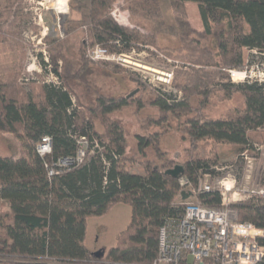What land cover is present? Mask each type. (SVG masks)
<instances>
[{
  "label": "trees",
  "instance_id": "obj_1",
  "mask_svg": "<svg viewBox=\"0 0 264 264\" xmlns=\"http://www.w3.org/2000/svg\"><path fill=\"white\" fill-rule=\"evenodd\" d=\"M15 1L0 0V8L8 13ZM168 1L171 22L163 17L162 0H123L122 8L151 25L145 33L118 21L113 13L116 0H70L79 19H64L63 36L86 25L89 44L99 43L117 53H128L134 44L153 42L159 36L175 38L177 57L199 66L176 71L174 79L181 82L175 80V85L181 96L154 92L151 104L158 108V118L144 121L171 127L170 119L177 120L192 147L210 139L232 144L239 152L247 149L251 133L264 128V81L232 82L226 69L242 68L244 49L253 51L251 62L255 57L264 60V0ZM188 1L197 4L200 28L189 19ZM48 37L50 63L44 62V66H52L60 83L44 82L26 94L16 86L18 71L0 70V133L12 134L18 143L12 154L0 155V201L9 206L0 211V264L149 263L157 255L160 226L167 217L181 212L175 203L178 196L208 206L221 203L219 191L193 194L182 188L179 176L196 187L204 174L215 170L208 159L190 154L181 164L180 175L168 174L167 170L179 164L165 157L158 131L137 134L135 147L141 156L151 148L156 161H145L141 172L129 170L126 163L132 157L126 156L123 127L108 115L132 104L137 112L143 101L138 96L102 94L92 78L98 70L84 56L85 46L79 47L78 58L72 60L64 39L52 32ZM13 63L9 67H15ZM0 68L5 69L1 63ZM119 70L113 68V72ZM100 73L111 75L104 68ZM131 79L145 89L140 79ZM216 90L225 99L240 94L243 106L208 117L204 111ZM80 93L94 95V102L83 104ZM96 120L103 126L102 132L96 129ZM44 135L51 138L52 149L41 157L36 145ZM81 136L87 141L82 162L49 176L45 164L75 157ZM261 184L264 186V173ZM118 202L130 205L129 224L117 236L115 246L104 257L95 258L84 245L87 219L104 214ZM233 206L240 221L264 230V197ZM260 242L264 245V236ZM259 264H264V258Z\"/></svg>",
  "mask_w": 264,
  "mask_h": 264
},
{
  "label": "rangeland",
  "instance_id": "obj_2",
  "mask_svg": "<svg viewBox=\"0 0 264 264\" xmlns=\"http://www.w3.org/2000/svg\"><path fill=\"white\" fill-rule=\"evenodd\" d=\"M123 0H116L114 4V16L119 22L128 26H137L142 32L150 29V24L140 15L122 8ZM186 9L191 23L201 27V21L194 2H185ZM168 0H162V14L166 22H171V12ZM60 9L63 10L60 12ZM79 19L78 13L70 7V0L63 4H57V0H16L6 13L0 8V63L5 69L3 72L13 70L17 72L15 77L16 86L24 93H29L34 86H40L44 82L60 83L59 78L52 71L50 64V38L49 33H54L64 39L67 56L76 60L79 47L85 46L84 56L95 65L98 70L92 77L95 84L101 88V93L107 96H138L143 101L142 107L136 112L135 106L129 105L123 109L110 113V119L118 121L124 130L128 147L126 156L132 157L128 160L126 167L131 171L141 172L145 161H156V156L151 148L146 149L145 155L141 156L136 151V135L149 134L154 131L160 132V146L166 151L165 157L172 159L173 164L181 165L195 154L201 158L208 159L213 174H204L199 182L207 181L213 190H219L220 181H228L233 184L229 195L230 202L254 200L264 197V186L261 178L264 173V128H260L251 134L250 146L237 151L235 146L229 143H219L210 139L200 140L196 147H192L184 132L177 127V120L170 119L171 127L167 125H152L144 120H155L158 118V108L151 104L154 99V92H173L181 96V91L175 85L181 82L175 78L178 70H187L189 67H198L189 60L177 57L174 47L178 46L175 38L159 36L153 42L134 44L130 52L124 53L126 61L117 57L109 60H91L88 58V51L95 45L105 48L110 54H119L116 51H109L107 47L95 43L89 44L86 25L72 31L69 35L63 36V21ZM249 28L245 24L244 31ZM11 40V42H10ZM253 51L243 50L244 65L250 66L249 54ZM254 64L264 62L258 57L253 59ZM14 62L15 67H9ZM61 62L58 61V65ZM115 66L119 71L113 72ZM101 68L111 72V75L101 74ZM228 69H226V72ZM165 74H171L166 77ZM229 76V74H228ZM140 79L145 89L138 87L131 78ZM232 82H241L237 79ZM82 94V93H80ZM83 104L89 105L94 102V95H81ZM74 98V97H73ZM75 100V99H74ZM242 107L243 98L235 93L230 99H225L220 91H214L208 107L204 111L208 117L224 115L233 107ZM105 125V124H104ZM96 129L103 131V126L96 120ZM105 127V126H104ZM18 143L12 134L0 133V155H10L17 150ZM198 182V183H199ZM232 192L236 194L232 195ZM189 200H198L190 198ZM176 198L175 203L182 202ZM9 206L6 202L0 201V211H7ZM131 207L126 203H114L108 210L97 216H90L87 219V227L84 237V245L90 254L95 258L104 257L109 248L115 246L117 236L129 224ZM127 247V246H125ZM103 250L101 256L93 253ZM89 264H104L99 262H88ZM87 264V263H86ZM110 264V263H109Z\"/></svg>",
  "mask_w": 264,
  "mask_h": 264
},
{
  "label": "built area",
  "instance_id": "obj_3",
  "mask_svg": "<svg viewBox=\"0 0 264 264\" xmlns=\"http://www.w3.org/2000/svg\"><path fill=\"white\" fill-rule=\"evenodd\" d=\"M91 60H109L117 57L126 61L124 53L110 54L105 48L95 45L87 53ZM250 63L243 69L230 68L232 80L246 79L264 81V63ZM170 77L171 74H165ZM73 101V98H72ZM80 144L76 156L62 158L50 165L45 164L49 176L82 162L86 154V138H78ZM51 138L41 137L36 151L41 157L51 153ZM178 181L182 188L193 194L212 191L207 182H199L196 187L184 176ZM219 206H208L200 200H183L178 205L181 212L167 217L158 231V250L156 257L145 264H259L264 258V245L260 242L264 230L247 221H240L236 208L228 198L233 184L220 181ZM229 194V195H228ZM236 192H232L233 196ZM86 264V263H85ZM89 264V263H87ZM109 264V263H104Z\"/></svg>",
  "mask_w": 264,
  "mask_h": 264
},
{
  "label": "water",
  "instance_id": "obj_4",
  "mask_svg": "<svg viewBox=\"0 0 264 264\" xmlns=\"http://www.w3.org/2000/svg\"><path fill=\"white\" fill-rule=\"evenodd\" d=\"M182 172V166L181 165H175L173 168L167 170V173L172 175V176H178L180 175ZM103 254V250H99L95 253H93V255L95 256H101Z\"/></svg>",
  "mask_w": 264,
  "mask_h": 264
},
{
  "label": "bare ground",
  "instance_id": "obj_5",
  "mask_svg": "<svg viewBox=\"0 0 264 264\" xmlns=\"http://www.w3.org/2000/svg\"><path fill=\"white\" fill-rule=\"evenodd\" d=\"M65 1H66V0H57V4H59V5H60V4H63V3H65Z\"/></svg>",
  "mask_w": 264,
  "mask_h": 264
}]
</instances>
